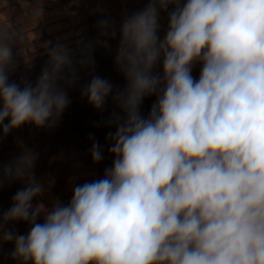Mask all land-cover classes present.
<instances>
[{
    "label": "clouds",
    "instance_id": "clouds-1",
    "mask_svg": "<svg viewBox=\"0 0 264 264\" xmlns=\"http://www.w3.org/2000/svg\"><path fill=\"white\" fill-rule=\"evenodd\" d=\"M97 27L93 42L40 43L47 61L34 81L10 79L23 30H0V144L25 125L55 128L80 72L95 71V48L112 52L117 36L125 81L91 75L80 87L98 112L111 100L97 126L109 129L112 163L68 202L34 203L46 187L22 141L0 161V190L23 185L0 210V250L12 244L15 264H264V0H147L118 29L109 18ZM89 140L99 164L104 150Z\"/></svg>",
    "mask_w": 264,
    "mask_h": 264
},
{
    "label": "rangeland",
    "instance_id": "rangeland-1",
    "mask_svg": "<svg viewBox=\"0 0 264 264\" xmlns=\"http://www.w3.org/2000/svg\"><path fill=\"white\" fill-rule=\"evenodd\" d=\"M146 3L147 0H0V30L22 29L24 35L18 46L19 66L10 79L19 81L22 76L32 81L36 79L47 61V56L40 47L44 40L55 43L59 38L61 42L72 44L82 37L84 43L93 42L99 37V20H114L118 29L125 12L141 9ZM163 26H166V14L162 19L161 35ZM117 42L118 36L117 40L111 41L112 52H106L99 46L95 48V71L91 75L107 78L122 88L125 81L114 66ZM91 75L86 70L80 72L81 78L77 85L68 90L71 103L55 128L37 129L30 124L25 125L10 133L0 144V161L5 163L19 153L20 141L39 153L34 171L37 179L45 184L46 193L42 200L37 198L34 203L42 202L50 206L53 197L68 202L76 184L101 178L105 167L112 163L105 143V135L109 129L97 126L112 111L111 100L109 98L106 110L101 113L94 110L86 98L82 99L80 95V87L90 80ZM193 76L199 78V66L193 69ZM154 100L155 97L145 98L141 109L145 116ZM90 134L95 136L104 150V159L99 164H94L91 160ZM21 187L23 185L19 182L5 184L0 190V200L7 199V196L11 200ZM9 207L10 205L0 207V210H7ZM14 227L20 234L25 233L28 228L22 222ZM12 248L10 243L3 245L0 264H15L8 255Z\"/></svg>",
    "mask_w": 264,
    "mask_h": 264
},
{
    "label": "trees",
    "instance_id": "trees-1",
    "mask_svg": "<svg viewBox=\"0 0 264 264\" xmlns=\"http://www.w3.org/2000/svg\"><path fill=\"white\" fill-rule=\"evenodd\" d=\"M9 205H11L10 196H7V199L0 200V207H8Z\"/></svg>",
    "mask_w": 264,
    "mask_h": 264
}]
</instances>
